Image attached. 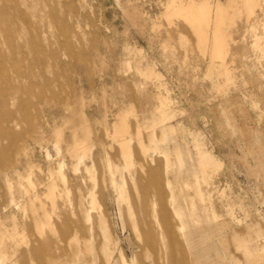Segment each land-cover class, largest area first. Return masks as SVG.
Here are the masks:
<instances>
[{
    "label": "rangeland",
    "instance_id": "374dc122",
    "mask_svg": "<svg viewBox=\"0 0 264 264\" xmlns=\"http://www.w3.org/2000/svg\"><path fill=\"white\" fill-rule=\"evenodd\" d=\"M170 1L0 0V264H264V0Z\"/></svg>",
    "mask_w": 264,
    "mask_h": 264
},
{
    "label": "bare ground",
    "instance_id": "6f19581e",
    "mask_svg": "<svg viewBox=\"0 0 264 264\" xmlns=\"http://www.w3.org/2000/svg\"><path fill=\"white\" fill-rule=\"evenodd\" d=\"M258 2L259 0H241V7H236L235 9L233 8V11L239 14L242 9L247 13V15L250 16L254 14V9ZM167 9L169 15L182 17L191 25L193 29L197 31V33L199 34L198 48L205 49L209 45V52L211 57L221 60V70L222 72L226 73V69L224 68V60L228 50V38L226 37L224 27L228 22L232 20V16L228 12V10L220 4H217L215 8H212L204 0L198 3L194 0H190L188 2H184L183 0H171L168 3ZM151 74L153 75L152 72ZM125 130L126 128L123 126L118 131V133L121 134L125 132ZM120 145L126 146L128 148L125 157L129 161L131 158L129 143L126 141H122ZM142 149L144 150L143 147ZM214 164L215 163L210 156H208L207 154H201L200 165L203 171L207 166ZM61 177L64 178L63 175Z\"/></svg>",
    "mask_w": 264,
    "mask_h": 264
}]
</instances>
